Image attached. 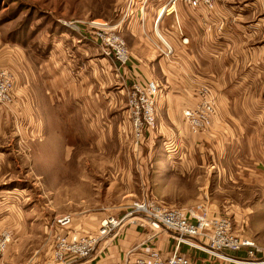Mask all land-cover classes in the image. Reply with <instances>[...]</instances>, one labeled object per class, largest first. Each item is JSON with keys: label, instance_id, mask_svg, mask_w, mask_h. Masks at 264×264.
Wrapping results in <instances>:
<instances>
[{"label": "rangeland", "instance_id": "374dc122", "mask_svg": "<svg viewBox=\"0 0 264 264\" xmlns=\"http://www.w3.org/2000/svg\"><path fill=\"white\" fill-rule=\"evenodd\" d=\"M131 4L132 0H0V69L10 72L15 85L12 100L0 108V221L33 209L44 224L46 217L57 221L61 216H56L66 212L122 218L138 204L151 210L191 209L202 216L209 212L210 221L227 218L232 232L251 237L255 255L264 257V54L255 70H246L254 66L246 60L240 74L262 102L256 109L259 123L231 121L240 137H203L186 142L181 150L176 148L177 136L149 137L157 128V111L155 126L137 142L128 106L132 83L114 82L113 59L88 38L89 21L116 23ZM254 19L260 21L258 33L244 47L264 43V4ZM161 34L173 53L170 39ZM232 86L229 81L226 91ZM185 121L188 124L186 117ZM11 218L3 223L14 224ZM43 238L37 247L10 248L7 256L4 250L3 264L6 258L10 264L43 263L48 252L40 242ZM188 252H197L192 257L200 264L206 254L194 248ZM229 254L246 256L245 251ZM205 256L208 263L235 264ZM68 259L58 261L66 264Z\"/></svg>", "mask_w": 264, "mask_h": 264}, {"label": "crops", "instance_id": "0c3cea01", "mask_svg": "<svg viewBox=\"0 0 264 264\" xmlns=\"http://www.w3.org/2000/svg\"><path fill=\"white\" fill-rule=\"evenodd\" d=\"M263 4L264 0L250 2L223 0L217 4L215 10L209 11L202 6L193 8L184 0H170L168 4L158 1L147 0L146 2L145 0L142 3L140 0H132L123 18L118 19L116 23L109 21L124 36L132 54V61L126 66L112 58L111 67L115 71L114 82L119 86H127V81L131 84L134 75L139 74L145 79L156 81L162 90L157 100L159 113L157 128L149 134V137L161 134L166 137L177 136L179 144L176 148L182 150L186 142L191 143L203 137L208 140L221 139L225 133L230 136H235L237 133L240 137L237 128L233 130L231 121L236 123L239 121L242 125V121L253 119L259 123L260 118L256 117V109L262 103L259 92L251 89L249 81L245 82L244 76L240 74H243L246 60L250 65L251 63L254 65L246 70H255L256 64L259 65L264 54V43L259 47L243 46L258 33L260 21H255V11L259 9V5ZM195 9H198L197 13L191 14ZM223 16L227 21L220 30L217 23ZM156 27L158 31L168 36L173 45L174 51L169 57L159 55L158 46L161 44ZM88 38L93 40L90 36ZM183 38L187 41L183 42ZM242 77V80H238ZM229 81L233 82V86L228 92L226 90L229 88ZM207 91L215 97L217 105V112L212 118V130L194 132L186 123L183 110L201 103ZM92 99L96 102L94 97L88 98V100ZM229 99L230 106L227 105ZM250 99L255 100L250 101ZM81 102L79 101V105L82 106ZM238 106L241 111L238 110ZM253 124L261 128L260 124L255 122ZM241 125L242 129L244 126ZM257 135L261 137L260 132ZM241 136L244 137V133ZM27 213L20 217L10 214L0 221V234H6L10 238L4 255L7 256L10 248L20 250L27 244L37 247L39 238L44 235L40 242L44 241V248L48 252L43 263L38 264H61L54 258L58 237L72 232H96L107 216L106 213L101 212L91 216L81 211L66 212L64 215L72 217L71 223L61 226L55 221L56 219L53 221L52 215L50 218L46 217L44 224L36 210L33 209ZM10 216L13 217L11 219L14 224L3 223L4 220L8 221ZM59 216L62 214L56 218ZM130 224L113 240L106 242L95 259L76 264H123L129 253L133 252L134 256L137 255L138 250L157 248L165 255L174 251L173 239L167 236L149 239V227L141 226L139 223ZM184 251L188 252V249L185 248ZM196 253L191 254L194 256ZM205 255L203 254L201 258V264H213L208 263L210 259L208 260ZM5 261H7L6 264H10L7 258Z\"/></svg>", "mask_w": 264, "mask_h": 264}, {"label": "built area", "instance_id": "2783aa9c", "mask_svg": "<svg viewBox=\"0 0 264 264\" xmlns=\"http://www.w3.org/2000/svg\"><path fill=\"white\" fill-rule=\"evenodd\" d=\"M191 7H204L209 11L215 10L217 4L223 0H184ZM222 18V17H221ZM224 16L218 24V29L226 25ZM180 27V26H179ZM212 30V28H209ZM90 37L99 42L102 54L113 58L121 65L126 66L132 61V54L119 30L109 22L92 20L88 22ZM162 41V34L156 31ZM187 39L183 38V42ZM163 42V41H162ZM159 45L158 49L169 56L172 53L171 45ZM14 80L5 69H0V108L13 98ZM161 94L159 84L141 76L137 77L128 92V106L132 118L133 130L137 142L144 138L145 131L153 128L157 119V99ZM184 116L194 132L205 130L212 124V118L217 112L214 96L207 91L201 103L186 107ZM202 216L195 210L188 212L180 208L168 210H151L145 204H138L134 211L127 212L122 218L109 216L105 218L96 232H72L58 237L54 250L56 261L70 257L66 264L85 263L94 259L101 245L113 240L130 223H139L150 228V238L167 236L175 242V249L171 254L165 255L160 249H150L144 254L128 256L123 264H200L184 249L194 248L220 260L235 264H264V257L255 255L256 242L249 236H240L230 229L231 222L227 218H215L210 221L209 212ZM70 215H63L57 223L66 226L71 223ZM214 226H212V225ZM10 238L0 234V264L2 255ZM230 251H245L246 256L239 257L229 254ZM71 260H75L71 262ZM64 264V263H63Z\"/></svg>", "mask_w": 264, "mask_h": 264}]
</instances>
